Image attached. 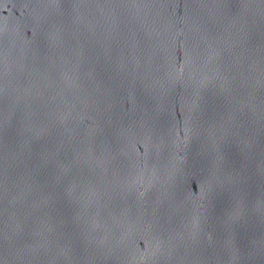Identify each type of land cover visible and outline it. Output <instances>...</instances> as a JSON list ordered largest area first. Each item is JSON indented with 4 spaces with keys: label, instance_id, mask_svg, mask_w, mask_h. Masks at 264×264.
I'll return each instance as SVG.
<instances>
[{
    "label": "water",
    "instance_id": "obj_1",
    "mask_svg": "<svg viewBox=\"0 0 264 264\" xmlns=\"http://www.w3.org/2000/svg\"><path fill=\"white\" fill-rule=\"evenodd\" d=\"M0 264H264V0H0Z\"/></svg>",
    "mask_w": 264,
    "mask_h": 264
}]
</instances>
